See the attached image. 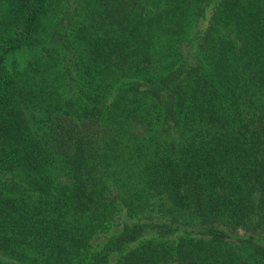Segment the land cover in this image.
Returning <instances> with one entry per match:
<instances>
[{"label":"trees","instance_id":"obj_1","mask_svg":"<svg viewBox=\"0 0 264 264\" xmlns=\"http://www.w3.org/2000/svg\"><path fill=\"white\" fill-rule=\"evenodd\" d=\"M0 264H264V0H0Z\"/></svg>","mask_w":264,"mask_h":264},{"label":"rangeland","instance_id":"obj_2","mask_svg":"<svg viewBox=\"0 0 264 264\" xmlns=\"http://www.w3.org/2000/svg\"><path fill=\"white\" fill-rule=\"evenodd\" d=\"M208 12L210 13V10ZM99 237H100V239L95 238L92 240L91 244L93 245L94 248H98L101 244H103L105 242L106 236L100 235ZM111 262H114V258L111 260Z\"/></svg>","mask_w":264,"mask_h":264}]
</instances>
